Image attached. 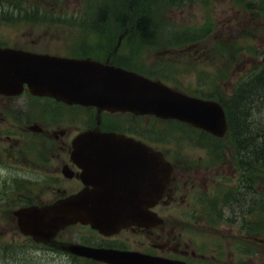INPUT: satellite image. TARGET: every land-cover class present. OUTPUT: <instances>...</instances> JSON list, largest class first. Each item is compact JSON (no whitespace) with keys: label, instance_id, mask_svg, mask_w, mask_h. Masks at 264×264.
Listing matches in <instances>:
<instances>
[{"label":"flooded vegetation","instance_id":"1","mask_svg":"<svg viewBox=\"0 0 264 264\" xmlns=\"http://www.w3.org/2000/svg\"><path fill=\"white\" fill-rule=\"evenodd\" d=\"M24 1L0 0V12L5 8L10 10L5 16L0 15V33L13 27H20L19 33L23 35L32 33L31 29L21 27ZM38 1L26 0L25 5H37L39 9ZM116 1L121 9L128 7L126 0ZM170 1L183 3L177 8L181 7L183 13L190 16L196 15L193 6L208 13L207 21L194 26L208 31L231 32L238 27L237 19L244 12L243 7L237 9L243 5V0L236 4L233 0ZM129 2L130 8L127 13L123 11V15L135 16V10L131 9L135 0ZM69 11L74 10L66 12ZM80 11L88 14L90 10ZM101 15L104 16V12ZM34 28L47 34L45 41L43 36H38L9 40L0 46L93 57L117 65L137 63L134 34L139 27L136 25L123 27L129 40L118 47L114 41L116 35L111 34H118L120 25L111 31H107L109 27L105 25L88 26L81 41L56 40L61 32L51 30L50 26L35 25ZM145 48L151 53L149 47ZM164 52L173 53V50ZM148 63L146 57L140 64ZM100 126L115 131L126 127L138 133L137 139L143 144H155L164 151L174 167L165 196L154 207H145L144 212L150 218L141 223L99 228L76 222L61 227L54 235L45 233L46 228L38 223V231L30 233L29 227L22 224H30L31 219L38 221L32 209L48 207L86 186L93 187L91 183L97 181L82 176L72 142L79 132ZM180 150L163 135H153L150 116L137 118L121 112H100L96 107L69 105L50 96L34 95L29 89L17 96L0 93V163L5 168L1 170L4 177L0 178V264H264L263 219L255 215L263 202H258V195L249 191L255 186L243 184L247 179L238 177L239 170L233 169L228 188L235 193L230 195L233 204L229 207V216H217L215 211L206 216L201 211V203L194 199L200 191L216 183L219 172L216 157ZM144 155L146 153L134 156ZM129 165L133 174L126 170L116 174L107 170L109 177L115 179L116 187L120 188L127 183V177L133 176L129 180L133 185L121 189L146 191L141 180L142 163ZM257 189L263 199L264 188ZM153 212L161 217H153Z\"/></svg>","mask_w":264,"mask_h":264},{"label":"water","instance_id":"2","mask_svg":"<svg viewBox=\"0 0 264 264\" xmlns=\"http://www.w3.org/2000/svg\"><path fill=\"white\" fill-rule=\"evenodd\" d=\"M63 63L74 66L73 70L79 68L84 70L89 67L76 61L67 60ZM59 72L61 76L48 74L40 82L44 85L48 79L47 83H50L53 89L73 93V96L82 101L103 102L109 107L132 108L163 116H179L220 134L227 129L225 114L219 104L188 97L169 89L160 82L140 76L134 77L133 74L131 77L124 72H115V76L111 78L80 76L73 79L72 76L66 75L67 70L61 65ZM5 82L8 83L6 80ZM103 103L102 106H104ZM170 172L169 165L163 162L157 168L154 160L152 170L154 189L147 195L150 203L155 202L162 195ZM159 177L160 181H158ZM99 193V191H84L61 205L44 211V218L48 219V225L54 230L77 220L98 222L120 211V207H112L108 204L103 206L100 203L101 198L104 200L106 198L99 196Z\"/></svg>","mask_w":264,"mask_h":264},{"label":"trees","instance_id":"3","mask_svg":"<svg viewBox=\"0 0 264 264\" xmlns=\"http://www.w3.org/2000/svg\"><path fill=\"white\" fill-rule=\"evenodd\" d=\"M122 17L124 21L128 20L127 16ZM148 17L147 13H139L135 17L136 25L146 36L152 25ZM224 104L230 120L234 153L241 155L238 158L240 165L264 168V120L257 117V112L264 107V67L240 84L238 91Z\"/></svg>","mask_w":264,"mask_h":264},{"label":"rangeland","instance_id":"4","mask_svg":"<svg viewBox=\"0 0 264 264\" xmlns=\"http://www.w3.org/2000/svg\"><path fill=\"white\" fill-rule=\"evenodd\" d=\"M249 1H260V0H249ZM79 4L78 2H76ZM61 7V6H60ZM112 15H114L112 13ZM116 17V16H115ZM178 20H183V18L177 17ZM171 20L177 21L176 19L171 17ZM161 37V36H160ZM225 33H217V36L213 39L214 40H221L223 41L222 44L216 45L217 54L214 57V64H211L208 60L207 63H200L195 66H198L200 69H205L204 72L207 77V80H212L214 77V82L222 87V91L230 92L234 86L241 80L246 78L245 76L248 75L255 67L260 64L261 58H264V28L259 30H252L249 32H242V33H231V41H225ZM163 38L157 40H162ZM207 42L209 39L206 40ZM209 46H213V43L210 41L208 42ZM229 46V50L232 49L234 45L238 52V58L233 60L229 59L227 55L224 53V45ZM242 44H246L247 51L241 56V46ZM206 52L208 51V47L206 46ZM193 54H189V58L191 59ZM204 57V55L202 56ZM138 58H141L140 53L138 54ZM195 61V60H193ZM264 62V61H263ZM262 62V64H263ZM213 73V74H212ZM226 75V77H223ZM213 83V82H212ZM214 84V83H213ZM206 87V85H205ZM227 169L232 168L229 164L226 166ZM231 172V171H230Z\"/></svg>","mask_w":264,"mask_h":264}]
</instances>
